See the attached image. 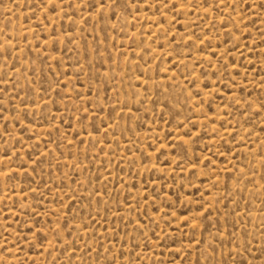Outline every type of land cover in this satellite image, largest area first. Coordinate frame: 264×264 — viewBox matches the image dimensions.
<instances>
[{
	"label": "rangeland",
	"instance_id": "obj_1",
	"mask_svg": "<svg viewBox=\"0 0 264 264\" xmlns=\"http://www.w3.org/2000/svg\"><path fill=\"white\" fill-rule=\"evenodd\" d=\"M0 264H264V0H0Z\"/></svg>",
	"mask_w": 264,
	"mask_h": 264
}]
</instances>
